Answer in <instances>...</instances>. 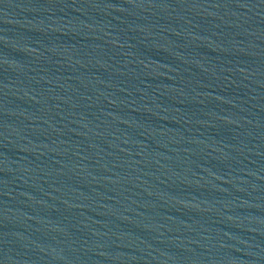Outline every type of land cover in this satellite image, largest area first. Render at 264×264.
<instances>
[{"label":"water","instance_id":"1","mask_svg":"<svg viewBox=\"0 0 264 264\" xmlns=\"http://www.w3.org/2000/svg\"><path fill=\"white\" fill-rule=\"evenodd\" d=\"M0 264H264V0H0Z\"/></svg>","mask_w":264,"mask_h":264}]
</instances>
